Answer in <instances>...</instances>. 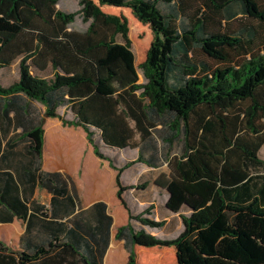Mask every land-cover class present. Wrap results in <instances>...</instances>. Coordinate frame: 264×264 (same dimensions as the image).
Instances as JSON below:
<instances>
[{
  "label": "trees",
  "instance_id": "1",
  "mask_svg": "<svg viewBox=\"0 0 264 264\" xmlns=\"http://www.w3.org/2000/svg\"><path fill=\"white\" fill-rule=\"evenodd\" d=\"M60 1L0 0V70L18 69L14 83L0 85V223L25 224L20 252L0 241V264H104L113 218L102 202L82 210L72 180L42 170L46 117L82 128L117 172L128 222L115 238L128 264H139L138 247L174 248L178 264H222L220 238L237 241L240 223L254 218L264 226V41L256 49L255 28L229 29L239 18L264 25L261 0H79L74 12L59 10ZM103 6L129 9L150 27L142 64L128 19ZM77 18L83 30L71 29ZM211 43L225 45L217 50L233 65L225 76L200 58ZM192 82L201 94L189 105L182 93ZM63 107L73 120L59 115ZM106 147L138 155L119 167ZM138 163L167 166L155 184L183 221L175 239L145 230L165 225L150 218L153 205L134 214L125 199L147 186L122 182ZM37 189L49 205L35 198Z\"/></svg>",
  "mask_w": 264,
  "mask_h": 264
},
{
  "label": "crops",
  "instance_id": "2",
  "mask_svg": "<svg viewBox=\"0 0 264 264\" xmlns=\"http://www.w3.org/2000/svg\"><path fill=\"white\" fill-rule=\"evenodd\" d=\"M94 2L99 4L96 1ZM101 9L105 13L109 11L107 6H103ZM136 66H138L137 59ZM58 113L66 120L74 119L73 114L67 107L60 108ZM43 129L44 145L42 170L45 172L61 173L69 177L76 187L82 210H86L100 202L107 205V212L113 218V224L111 227V240L104 257V264H128L129 254L125 249L124 241L115 238L118 228L126 225L128 222V213L117 198V172L110 168L107 161L101 160L95 155L94 149L88 142L87 135L82 128L66 126L59 118L46 117ZM123 151L125 150H122V152ZM135 151L137 152V150ZM105 154L110 156L106 152ZM137 155L138 154H135L133 160L137 158ZM134 166L138 167L141 172H145V169H148L153 171V174L150 179L151 183L147 184V182H145L147 186L144 189H133L125 194V199L132 212L134 214H139L147 207L153 205L154 209L150 218L155 221H165V225L161 229L152 230L145 228V230L160 239H175L184 229L183 221L179 214L170 213L166 210L165 205L169 195L155 184L160 174L168 172L167 166L160 169H151L141 163ZM129 169L125 170L122 174V182L126 186H137L138 184H132L129 180L125 179L126 172ZM142 178V174H140L139 179ZM40 191L49 197L50 202V195L45 190L37 189L35 198L38 199ZM129 196H131V198ZM157 196L161 199V203L158 201L159 199H157ZM41 203L46 204L45 202ZM139 207L140 209L138 210ZM160 209L162 214L159 212ZM174 220L176 223L178 220L182 223L181 227L178 224L175 225L177 233H171L172 236H170L169 233L160 235V232L168 226L170 230L174 229V224L172 223ZM24 231L25 224L21 220L15 219L11 223H0V241L12 252H20V239ZM164 249H167L166 251L170 250V248ZM140 251H142V248L138 247L136 249L138 256ZM155 260L157 264H165L163 256H156ZM138 262L139 264L141 263L139 259Z\"/></svg>",
  "mask_w": 264,
  "mask_h": 264
},
{
  "label": "rangeland",
  "instance_id": "3",
  "mask_svg": "<svg viewBox=\"0 0 264 264\" xmlns=\"http://www.w3.org/2000/svg\"><path fill=\"white\" fill-rule=\"evenodd\" d=\"M94 1L99 3L98 0ZM261 6L264 10V0H261ZM57 8L65 12H74L79 8V0H61ZM107 8L109 9L108 13L122 15L128 19L130 27L129 39L132 42V49L136 55L137 65L142 64L146 60L147 52L150 49L154 39L150 27L141 24L129 9H116L109 6H107ZM85 27L86 25H84V23L79 18H77L75 23L71 26V29L83 30ZM252 28H255L257 34L259 35L255 40V48L260 49L262 47V41H264V25L249 19L239 18L231 24L229 29L235 31L236 33H241L245 29L252 30ZM245 35H247V33H245ZM224 46V44L219 43L208 44L205 47V53L207 56H200L202 60L211 64L214 70H220L222 76H225L231 67H233V65L230 67V64L227 61H224L217 53V50H220ZM227 52L230 54V58L234 59V57H236V52L230 50L229 47H227ZM234 60L238 59L235 58ZM139 75L140 83H143L144 78L140 70ZM17 79L18 69L16 66H13L9 69L0 70V85L8 86L14 83ZM182 94L187 103L190 105L196 101L201 92L198 86L192 82L187 85ZM102 151H105L110 156H112L119 166H123L127 162L132 161L135 157V154H137L135 150L127 149L122 152L119 150H111L107 147L103 148ZM260 156L264 159V147L261 149ZM145 170V172H141L138 167L134 166L126 172L125 179L129 180L132 184L140 185L144 184L145 182L149 184L151 183L150 179L152 177L153 171L148 169ZM140 174H142V179H139ZM129 197L131 198V196ZM38 199L41 202H45L47 205H49V197L45 193L40 191ZM157 199H159L158 201L161 203V199L158 196ZM139 209L140 207L138 210ZM160 211L161 209L159 212ZM160 214L162 213L160 212ZM242 215L243 216L241 217V220L248 216L244 214ZM174 221L172 222L174 224V229L170 230V227L168 226L166 229L160 232V235L169 233V235L172 236L171 233L176 234L177 231L175 230V225L178 224L181 227L182 223L179 220L177 223ZM239 228L240 237L237 241H226L222 238L218 240V245L220 247L219 256L225 260V262H222V264H241L242 260H252L255 262V264H264V226L261 220L259 218H254L249 221L241 222ZM166 250L167 249L164 248H142V251H140L139 254V260L142 264H157L155 257L163 256L165 264H177V257L174 248H170L168 251Z\"/></svg>",
  "mask_w": 264,
  "mask_h": 264
}]
</instances>
